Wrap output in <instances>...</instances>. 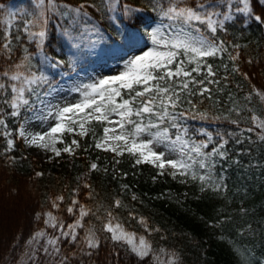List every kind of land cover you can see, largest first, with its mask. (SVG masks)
Wrapping results in <instances>:
<instances>
[{"label":"trees","instance_id":"16d2710c","mask_svg":"<svg viewBox=\"0 0 264 264\" xmlns=\"http://www.w3.org/2000/svg\"><path fill=\"white\" fill-rule=\"evenodd\" d=\"M70 2L95 3L101 8L99 12L89 9L100 32L99 36L93 34L81 42L68 38L50 23L44 52L65 61L59 69L44 67L42 54L35 44L27 43L29 51L35 53L33 64L37 69L43 67L54 80L61 71L71 72L98 58L107 59L128 44L146 42L147 27L159 22L154 10L157 0H119L116 19L106 13L102 0ZM0 4L5 6L0 11V21L8 10L19 12L29 8V0H0ZM124 6L134 11L125 15ZM255 11L259 14L261 8L255 6ZM217 37L237 58L232 61L224 53L209 60L217 72L216 79L220 80L219 87L224 90L216 92L217 86L213 85V100L193 98L199 110L207 111L210 118L189 119L187 124L193 133L205 128L213 133L214 140H219L217 132L228 140L226 157H216L212 168L215 183L222 182L220 189L214 190L213 185L205 186L202 191L199 179L180 175L173 178L169 174L171 169L160 175L158 168L148 163L137 165L127 153L117 156L98 149L91 132L77 137L80 147L75 148L73 154L62 152L48 160L33 158L15 133L12 137L15 147L6 151V138L0 135V264H24L25 252L33 247L27 241L36 231L45 229L49 234H58L45 225V214L51 211L67 225L76 219L80 204L91 209V214L84 218V227L77 229V242L70 244L64 238L61 241L64 254L76 253L70 264H162L159 257L169 258L173 253L178 258L176 264H264V141L259 140L255 132L241 134V129L253 127L252 121L236 118L234 111L230 114L228 111L233 107L229 93L237 102L251 93L258 101L257 107H264V101L253 91L255 87L264 92V23L237 14L236 19L226 22V31L218 32ZM77 43L80 46L74 47ZM20 44H26L23 36ZM22 54L18 45L10 60L0 57V72ZM69 62H73L71 68ZM234 66L239 70L233 71ZM200 100L203 102L199 103ZM23 115L22 112L21 118ZM213 116L228 119H211ZM231 120L240 123L233 124ZM8 126L10 129L18 127L12 118ZM93 127L97 138L103 135L101 125ZM68 136L65 135L66 141ZM196 139L205 137L196 134ZM213 146L209 145L207 150ZM91 163H96L98 170H91ZM198 171L203 174L206 170ZM57 196L64 199L57 201L59 208H53L52 202ZM73 199L78 203L70 214L67 208ZM116 200L121 201L118 207ZM141 218L147 228L140 222ZM109 219L114 225L121 224L125 231L135 233L137 238L145 236L152 252L140 258L127 243L113 241L104 227ZM88 227L93 228L99 240L96 249H88L82 243ZM43 243L41 239L40 245ZM89 251L91 255L87 254ZM37 256L35 264H46L48 258L42 252L38 251ZM28 264L33 262L28 261Z\"/></svg>","mask_w":264,"mask_h":264},{"label":"snow or ice","instance_id":"6c2138e0","mask_svg":"<svg viewBox=\"0 0 264 264\" xmlns=\"http://www.w3.org/2000/svg\"><path fill=\"white\" fill-rule=\"evenodd\" d=\"M102 3L110 18L116 19L119 0H102ZM255 6L261 8L259 14H256ZM4 7L0 4V11ZM89 9L101 11L95 3L29 0L27 10H8L4 14V19L0 21L3 25L0 28V57L10 60L18 45L23 52L18 60L7 64L0 72V135L6 138V151L15 147L12 138L15 133L26 145L50 151L55 156H60L62 152L73 154L75 148L80 147L77 139L73 138L62 149L56 147L57 143H64L66 134L84 137L91 132L98 149L111 151L117 156L127 153L134 158L135 164H151L160 170V175L170 168L169 174L173 178L177 175L191 176L202 182V191L205 186L213 185L214 190L218 191L222 182L215 183L212 168L216 157H226L225 145L228 140L220 132L215 134L219 140H214L213 133L205 128L196 129L193 133L187 121L210 118L207 111L199 110L193 98L213 100V85L217 86L216 92L224 90L219 87L220 80L216 79L217 72L209 60L224 53L232 61L237 58L228 52L225 42L217 37V33L226 31V22L236 19L237 14L264 23V0H157L154 10L159 23L146 33L152 46L130 57L116 74L73 84L68 89L69 94H77L73 101L60 100L63 86L58 85L43 67L36 68L33 64L35 53L30 52L26 45L35 44L42 54L41 64L44 67L61 68L64 60L50 57L44 52L49 24L60 28L68 38L81 42L93 34L99 36L100 30ZM133 11L130 6L123 7L125 15ZM22 36L26 38V44H20ZM73 46L80 45L77 43ZM72 63L69 62L70 68ZM238 70V67H233V71ZM61 75L67 76L68 73ZM223 79L227 80V77ZM253 91L264 101V92L257 91L255 87ZM245 98L251 100V93ZM229 100L233 104L228 109L229 114L233 111L239 114L242 109L231 93ZM250 111H253L249 117L253 127L241 129V134L245 131L255 132L257 138L264 141V118L256 115L254 110ZM22 112L25 113L23 118ZM9 118L17 123V128H9ZM221 118L228 119L227 116L211 117ZM33 121L39 122L40 130L30 129ZM230 122L240 123L238 120ZM94 124L102 126L103 135L99 138L96 137ZM196 134L203 135L205 139H196ZM209 145H214L210 151L207 150ZM160 147L164 150L157 151ZM90 169L98 170V165L91 163ZM199 169L206 171L201 174ZM85 186L88 187L87 184ZM63 199V196H57L52 202L53 208H59L57 201ZM77 203L73 199L67 212L73 214ZM115 204L118 207L121 201L116 200ZM90 214L91 209L80 204L76 219L65 225L61 217L48 211L44 223L58 234H49L45 229L36 231L27 241L33 247L25 252L24 264H28V261L35 264L39 259L38 251L48 258L46 264H70L71 257L76 253L66 255L62 252V238L70 244L76 243L77 229L84 227V218ZM108 216L111 218V212H108ZM140 222L147 228L143 218ZM104 227L111 233L113 241L127 243L138 257L144 258L152 252L145 236L137 238L135 233L125 231L121 224L114 225L112 219ZM41 239H44L42 245ZM82 243L88 249L99 247L93 228L86 229ZM87 254L91 255V252ZM177 259L173 253L165 264H176Z\"/></svg>","mask_w":264,"mask_h":264},{"label":"rangeland","instance_id":"374dc122","mask_svg":"<svg viewBox=\"0 0 264 264\" xmlns=\"http://www.w3.org/2000/svg\"><path fill=\"white\" fill-rule=\"evenodd\" d=\"M159 22H153L147 27L146 33L151 30L152 27H155ZM147 38L146 42L138 41L136 43L128 44V46H125L124 48L120 49L117 53H113L110 55L107 59L106 58H98L95 62L91 63L87 66H81L76 68L75 70L69 72V71H61V73L67 72V76H63L60 73V76L55 80L58 82V85L63 86V92L60 94L59 99L64 100L68 99L69 101H73L75 98H77V94H69L68 89L77 82H87L88 80L102 77L106 75H113L118 73L123 67L125 62L135 55H139L142 51L147 50V48L151 47L150 40L148 39L147 35H145ZM56 102V101H53ZM258 101L255 98H252L251 100H247L245 97L238 100V106L242 109V111L237 114V112H233L234 116L236 118H241L242 120H249V117L253 114L254 110L255 114L260 116L261 118H264V107L258 108ZM27 115H31V113H28ZM38 123L36 121H33L29 127L33 131L40 130L38 127ZM46 130V129H45ZM78 135H69L68 141L65 139V135L63 137L64 143H57V148H63L64 144H70L71 140L73 138L78 140ZM23 147L25 149H28L30 153L32 154L33 158L37 159H44L48 160L53 158L55 155L54 153L50 151L42 150L38 147H32L28 146L24 143L23 139H19ZM164 149L162 147L157 148V151H163ZM170 169V168H169ZM167 170V169H166ZM138 242V239H137ZM171 257V256H170ZM169 257V258H170ZM165 258L163 255L159 257V262L162 264H165V262L169 259Z\"/></svg>","mask_w":264,"mask_h":264}]
</instances>
